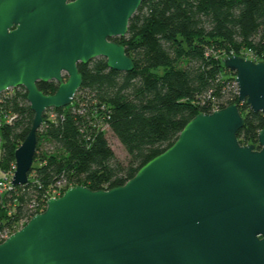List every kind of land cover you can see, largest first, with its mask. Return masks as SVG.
<instances>
[{"label":"water","instance_id":"95a60500","mask_svg":"<svg viewBox=\"0 0 264 264\" xmlns=\"http://www.w3.org/2000/svg\"><path fill=\"white\" fill-rule=\"evenodd\" d=\"M142 1L0 0V93L22 86L33 113L12 185L28 180L43 112L72 101L78 63L132 68L114 38ZM222 63L237 102L263 111L264 61ZM50 80L56 90L42 93L36 83ZM243 124L236 103L199 112L122 185L66 188L0 242V264H264V127L255 144H240Z\"/></svg>","mask_w":264,"mask_h":264},{"label":"trees","instance_id":"16d2710c","mask_svg":"<svg viewBox=\"0 0 264 264\" xmlns=\"http://www.w3.org/2000/svg\"><path fill=\"white\" fill-rule=\"evenodd\" d=\"M114 40L132 68L111 69L103 57L77 64L81 82L72 101L42 114L27 182L0 192V231L30 217L29 203L41 204L58 181L92 190L122 185L199 112L235 102L244 117L238 142L256 143L264 110L237 102L235 73L222 59L234 54L264 61V0H143L125 35ZM231 81L233 92L227 89ZM57 85L36 83L44 94ZM32 116L22 86L0 93L1 167L13 164ZM105 128L124 148L127 163L115 157Z\"/></svg>","mask_w":264,"mask_h":264},{"label":"rangeland","instance_id":"374dc122","mask_svg":"<svg viewBox=\"0 0 264 264\" xmlns=\"http://www.w3.org/2000/svg\"><path fill=\"white\" fill-rule=\"evenodd\" d=\"M255 40H257V38H255ZM62 79L65 80L66 79V76L63 75L62 76ZM234 84H235V81H234ZM12 88H8L6 89L5 91L6 92H9ZM228 90H230L229 92H233L234 91V88H233V82L231 81L230 83V86L227 88ZM229 96L228 95H225L224 97V101L227 100ZM235 103V102H233ZM228 105V104H227ZM226 106V105H225ZM222 108V107H221ZM9 116H6L5 119H8ZM105 136L108 140V143L110 144L114 154H115V157L122 163V164H125L127 163L128 161V155L127 153L125 152L124 148L122 147V145L119 143V141L117 140V138L111 133L110 130H108L107 128H105ZM14 164V162H13ZM9 165L7 168L6 167H1L0 165V176H1V172L2 171H8V170H13L12 168V165ZM70 186H74L73 184L71 183H67L66 181L61 183V185H59L57 188L60 192H63L66 188L70 187ZM39 203V202H37ZM36 201H34L33 203L30 202L29 204H31L33 208H38L40 207V204L37 205ZM29 207V205H28ZM29 218L28 217H23L21 219H18L16 221H13L11 222L9 225H6L5 227H3L1 229V232H6V233H13L14 231L18 230L19 228H21L28 220Z\"/></svg>","mask_w":264,"mask_h":264},{"label":"built area","instance_id":"2783aa9c","mask_svg":"<svg viewBox=\"0 0 264 264\" xmlns=\"http://www.w3.org/2000/svg\"><path fill=\"white\" fill-rule=\"evenodd\" d=\"M235 91H236V95H237V85H236V83H235ZM12 168L14 170V164L12 165ZM13 170L11 169V170H8V171H2L1 172V176H0V192H5V191H7V190L12 188L13 185L11 184L10 181H11ZM63 182L64 181H58V182H56V184H54L53 186H51L49 188V190L47 191V194L44 196L43 202L40 204L39 209L38 208H33L32 209L33 206L29 205V207L31 209L30 210V217L32 215H34L35 213H38V212H40V211H42L44 209L47 199H49L51 197L52 198L59 197L63 193V192H60L58 190V188H57ZM30 217H28V218H30ZM8 235H9V233L0 231V242L3 241Z\"/></svg>","mask_w":264,"mask_h":264},{"label":"flooded vegetation","instance_id":"af4514ba","mask_svg":"<svg viewBox=\"0 0 264 264\" xmlns=\"http://www.w3.org/2000/svg\"><path fill=\"white\" fill-rule=\"evenodd\" d=\"M258 237L260 238V236L258 235Z\"/></svg>","mask_w":264,"mask_h":264}]
</instances>
